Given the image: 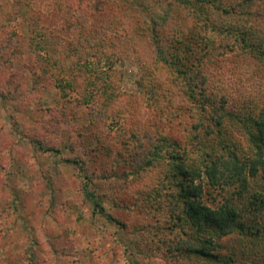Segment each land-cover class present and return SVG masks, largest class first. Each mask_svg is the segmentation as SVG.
I'll list each match as a JSON object with an SVG mask.
<instances>
[{"label": "rangeland", "instance_id": "374dc122", "mask_svg": "<svg viewBox=\"0 0 264 264\" xmlns=\"http://www.w3.org/2000/svg\"><path fill=\"white\" fill-rule=\"evenodd\" d=\"M125 7L119 0H0V264L194 262L169 249L188 229L160 185L169 153L163 149L147 171L136 168V155L167 138L190 162L203 129L194 128L199 117L189 104L180 107V82L155 67L143 21ZM176 16L198 25L183 8ZM255 29L264 36V22ZM225 51V74L215 72L211 85L229 88L231 110L253 107L264 96V66ZM225 126L226 142L247 151L237 124ZM84 183L103 213L85 197ZM251 184L264 190V180ZM208 190L212 207L232 191ZM236 236L218 240L219 253L237 250Z\"/></svg>", "mask_w": 264, "mask_h": 264}, {"label": "trees", "instance_id": "16d2710c", "mask_svg": "<svg viewBox=\"0 0 264 264\" xmlns=\"http://www.w3.org/2000/svg\"><path fill=\"white\" fill-rule=\"evenodd\" d=\"M120 3L128 5L126 11L143 21L154 50L155 67L180 82L185 97L180 107L186 109L189 104V110L199 117L194 128L203 129L197 143L200 152L191 155L190 162L180 155V144L167 138L142 158L136 155V168L144 171L156 167L163 149L170 155L171 162L160 185L168 189L165 196L171 214L183 230L188 227L184 231L187 237L170 245V251H186L194 260L192 264H264V223L260 222L264 217V190L251 188L253 180H264V96L253 107L246 104L233 111L229 88L211 85L215 72L225 74L221 59L226 48L238 56H253L264 66V36L257 35L255 29L264 22V0H119ZM180 8L191 14L198 24L196 28L181 24L180 16H176ZM227 37L231 40L223 43ZM217 38L220 41L216 45ZM57 55L52 53V58L57 60ZM226 120L234 121L242 131L247 151L226 142ZM181 151L190 153L185 148ZM74 163L78 164L76 160ZM208 188L232 191L222 204L212 207L205 200L210 195ZM83 189L93 207L103 213L88 183ZM232 234L237 235L240 246L222 255L218 240Z\"/></svg>", "mask_w": 264, "mask_h": 264}]
</instances>
